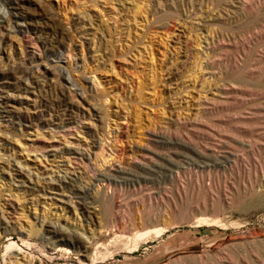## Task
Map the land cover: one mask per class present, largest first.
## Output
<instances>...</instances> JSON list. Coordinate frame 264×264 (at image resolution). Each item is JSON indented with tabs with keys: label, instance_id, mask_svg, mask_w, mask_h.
Listing matches in <instances>:
<instances>
[{
	"label": "rangeland",
	"instance_id": "374dc122",
	"mask_svg": "<svg viewBox=\"0 0 264 264\" xmlns=\"http://www.w3.org/2000/svg\"><path fill=\"white\" fill-rule=\"evenodd\" d=\"M0 14V264H264V0Z\"/></svg>",
	"mask_w": 264,
	"mask_h": 264
},
{
	"label": "bare ground",
	"instance_id": "6f19581e",
	"mask_svg": "<svg viewBox=\"0 0 264 264\" xmlns=\"http://www.w3.org/2000/svg\"><path fill=\"white\" fill-rule=\"evenodd\" d=\"M0 16L2 17V14H0ZM0 17V18H1ZM68 152H70L71 154H79V155H82L81 152L75 150V151H70V150H67ZM173 160V158H172ZM179 163V162H178ZM196 163V162H195ZM160 165V164H159ZM179 166V165H178ZM185 166V165H184ZM145 173H147L149 176L153 175L154 174V171L153 170H149V171H146ZM164 173V172H163ZM129 174L130 173H127L123 167L121 165H119V163L117 165L112 166L110 168V172H104V173H100L97 178H96V183L100 184L102 187H110L113 188V187H116V186H121L122 184L124 183H128V182H134V183H139L141 181H144V182H153V180H151V178L149 177H144V176H134L133 178H130L129 177ZM132 175V174H131ZM130 175V176H131ZM146 176V175H145ZM158 177V176H157ZM154 179V178H153ZM162 179V178H161ZM162 217V214H159L158 216H153V217H148L147 220H144L141 218V222H142V225H146V224H155V225H158L159 222H160V218ZM205 225V222H200V221H197L196 225L195 226H200V225ZM207 224V223H206ZM214 224V223H213ZM213 224H209V225H213ZM115 226L116 225H113L112 226V229H115ZM131 227L135 229L136 227V224L135 222L133 221L131 223ZM125 229V228H124ZM130 227H127L126 226V231H130ZM166 230L167 228H158L156 230L153 231V235L155 237H160L162 236L164 233H166ZM52 233H54L55 235H63V234H66L61 228L60 229H53L52 230ZM148 234H146L145 236H147ZM128 237V236H127ZM174 264V263H172Z\"/></svg>",
	"mask_w": 264,
	"mask_h": 264
}]
</instances>
